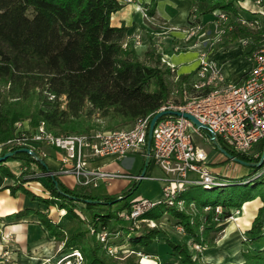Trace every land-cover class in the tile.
Masks as SVG:
<instances>
[{
  "label": "trees",
  "instance_id": "obj_1",
  "mask_svg": "<svg viewBox=\"0 0 264 264\" xmlns=\"http://www.w3.org/2000/svg\"><path fill=\"white\" fill-rule=\"evenodd\" d=\"M190 1L189 17L195 16L197 22L199 16L208 22L218 11L235 19L253 17L240 6L242 0ZM261 3L264 5V0ZM156 6L157 0H151L143 7L154 17ZM123 7L122 0H0V143L11 139L16 123L25 120L32 128L43 121L55 135L129 128L138 118L157 113L173 90H183L193 73L179 74L174 80L175 73L157 51L153 32L142 28L147 43L141 57L129 39L131 27L111 24V16ZM235 19L231 31L234 39L241 35L257 41L263 38V30H252ZM214 145L250 164L249 173L224 177L226 185L211 188L221 189L214 203L185 200V192L202 187L190 186L179 194L185 201L183 209L160 202L144 211L136 223L125 220L123 214H130L132 205L139 201H128L138 180H131L119 194L99 195L81 187L70 188L58 176H48L42 180L48 194L44 198L25 189L26 179L16 177L4 164L9 160L29 164L34 159L27 153L0 161V174L15 181L12 193L22 190L33 201L64 210L74 223L88 225L86 230L66 232L45 213L37 212L51 235L62 243L56 260L78 251L83 255L82 264H138L133 258L120 262L110 257L109 248L120 252L126 243L135 253L150 256L146 264H206L190 244L203 250L216 247L231 210H240L259 198L262 205L244 234L243 262L234 264H264V173L258 175L264 170V138L257 144L256 154H239L220 136H216ZM37 163L47 170L43 162ZM217 207L222 208L221 213ZM31 213V209H25L12 217ZM165 217L172 226L182 227L190 244L161 227ZM143 220L157 224L150 227ZM98 233H106V240H98Z\"/></svg>",
  "mask_w": 264,
  "mask_h": 264
},
{
  "label": "built area",
  "instance_id": "obj_2",
  "mask_svg": "<svg viewBox=\"0 0 264 264\" xmlns=\"http://www.w3.org/2000/svg\"><path fill=\"white\" fill-rule=\"evenodd\" d=\"M253 4L258 9L242 7L250 12L253 16L251 19L246 16L235 19L224 11H218L209 21L211 27L208 29L201 22L203 16H199V22L195 21V16L189 17L184 26L188 28L186 32H182L184 39L187 42L191 41L192 47H197L196 71L183 86V90L181 92L178 89L173 90L170 100L157 112L170 110L190 113L206 129H200L184 116L166 115L154 125L148 148L151 116L138 118L129 128L94 131L88 135H55L48 131L43 121L34 128L25 122H17L14 136L0 143V158L3 157V153H14L19 149L29 150L30 153L27 154L34 159L29 164L22 160H9L4 164L11 168L12 162H15L18 166L17 170H13L16 177L23 176L26 179L23 186L34 193L38 192L39 188L32 186L31 183L33 181L42 183V180L48 176H73L80 186L93 188L98 187L100 181L109 183L113 178L130 181L160 180L163 182V188L159 199H141L132 205L130 214H123L125 220L135 223L144 211L160 202L183 209L185 201L179 198V194L187 187L202 186L211 189L226 185L224 176L212 171L208 154L197 142L196 137L214 143L216 136H220L229 148L239 154H251L259 141L264 138V34L259 41L249 36L239 40L241 51L245 52L246 48L247 52L244 54L250 62L246 77L239 83L229 81L220 64L213 57V50L223 45L232 33V20L235 19V22L252 30L264 31V5L261 0H255ZM142 16L148 18L145 9L142 10ZM131 40L135 48L142 46L140 34L133 35ZM163 62L165 63V59ZM166 65L175 73L174 80H176L179 74L175 65L172 63ZM205 130L208 134H203L202 131ZM50 150L57 153L56 160L59 165L55 169L46 165L47 170H43L37 162L45 164V160L50 157ZM137 152L142 153L147 161H153L163 172L162 177H153L148 173L147 168L143 173L133 175L87 167L88 162L96 159L108 157L121 159ZM262 173L264 170L258 175ZM216 210L221 213L222 208L217 207ZM236 211L239 213V210ZM229 218L232 219L233 216ZM143 221L151 222L153 224L151 227L156 226L153 220ZM179 229L183 232L182 227ZM96 236L101 242L106 240V233H98ZM192 247L194 250L199 249L196 244ZM118 250V248L108 249L109 254L112 255L118 253ZM135 254L142 260L150 258L140 252ZM82 262V254L75 251L55 261L47 260L42 264H82Z\"/></svg>",
  "mask_w": 264,
  "mask_h": 264
},
{
  "label": "crops",
  "instance_id": "obj_3",
  "mask_svg": "<svg viewBox=\"0 0 264 264\" xmlns=\"http://www.w3.org/2000/svg\"><path fill=\"white\" fill-rule=\"evenodd\" d=\"M150 1L151 0H122V3H124L123 9L111 16V24L113 26L118 27L125 24V26L128 27L135 26V28L141 29L142 32H129L128 36L132 42V36L137 33L140 34L142 44L145 47L147 36L146 32L142 29L144 28L142 10L144 9V4L150 3ZM191 6L192 2L190 0H157L154 18L170 26V31L165 32L166 35L163 36L161 40L165 63L174 64L178 74H194L198 64L197 51L190 49L182 33L185 31L179 29L187 24ZM241 7L252 10L258 9L253 4V0H242ZM210 27L211 26L208 25V28ZM229 42L230 38L228 37L223 45L217 46L215 50H213V57L220 64L226 78L231 82L239 83L246 77L250 62L247 56L243 54L244 60L242 65L240 67L237 65V67L233 68L235 61H237L233 60L235 52L241 51V49L232 48L233 45ZM241 52L239 53L242 54ZM213 147V150L206 152L209 157V165L215 174L227 178H238L248 174V168L233 161H231V163L229 159H226V157L215 148V145H213ZM49 153L50 157L45 160V165L49 166L51 169H55L59 165L56 160L57 153L52 150H50ZM112 160H115L114 157H108L104 162H100V160L91 161L88 162L87 167H98L102 170L108 168L116 170V172L128 171L132 167V162L127 156L116 159L122 160V164H117L113 167L109 164ZM214 165L217 166L214 167ZM149 166L150 163L148 167L146 166L148 173ZM11 169L17 170L16 166L12 164ZM151 175L153 176V174ZM162 175L153 177L159 178L162 177ZM59 179L70 188L81 187L92 194H96L92 191V189L95 188L80 186L73 176H59ZM13 182L11 178L0 174V264H42L47 260L55 261L56 255L62 245H60V242H58L44 226L37 212L45 213L52 222L63 226L65 231L68 226H73L75 224L74 221L65 216L64 210H59L53 205L33 201L22 190H17L15 193H12L11 186H16V183ZM129 183L130 180L126 179L124 188H126ZM103 184L109 187L111 181L109 183L103 182ZM31 185L39 188V191L35 193L36 195L44 198L48 197L47 191L41 182L33 181ZM261 205L262 203L259 198L243 205L242 214L237 216V223H232L226 227L225 236H223L219 243L218 248L224 246L225 249L221 251L216 248L212 253H207L206 258H208L210 263L234 264L243 262L242 254H238V251L243 246L240 244L242 242L241 239L245 234V230L250 227ZM25 209H31L32 213L21 217H12L13 214Z\"/></svg>",
  "mask_w": 264,
  "mask_h": 264
},
{
  "label": "rangeland",
  "instance_id": "obj_4",
  "mask_svg": "<svg viewBox=\"0 0 264 264\" xmlns=\"http://www.w3.org/2000/svg\"><path fill=\"white\" fill-rule=\"evenodd\" d=\"M245 13L248 14L249 16H251L249 11H246ZM201 22L203 23L204 26L207 27L206 29H208V25H210V22L205 21L204 18H203V21L201 20ZM144 27L147 30H149L150 32L154 33L155 37L157 38V39L155 38L157 41L154 39L156 42L157 51L162 53L163 59H165L164 52L162 49L163 47H162L161 40H162V37L166 35L165 32L170 31V26L167 23H164L160 20H156L154 17H150L148 15L147 19L144 18ZM131 28H132L131 32H142L141 29L135 28V26L131 27ZM179 29H183L185 32H186V30H188V28H186V27H182ZM229 38H230L229 43L231 45H233L232 48H237L239 50L242 48V46L239 44V40L242 38H245V37H242V35H241L238 38L234 39L233 35L230 34ZM129 39H130V37H129ZM191 44H192L191 41L187 42V45L190 47V49L195 50L197 47H192ZM136 49H137L138 53L140 54V56L143 57L144 52L146 50V47L142 44L141 47H138ZM239 52H241V51L235 52L233 60H237V61H235L233 68L237 67V65H238V67H240L242 65V62L244 60L243 54L247 51L245 48V52L242 51L241 52L242 54H240ZM19 122H25V124L30 125L29 121H27V120L19 121ZM202 132H203V134H205L204 131H202ZM196 140L205 149V151L213 150V148H214L213 142H210L207 139H202L199 137H196ZM256 153L257 152H256V148H255L252 151V154H256ZM127 158H129L130 161L132 162V167L128 171H123V172L136 175V174L140 173L141 169H142V173H143L144 170L147 168L146 166L148 165V161L146 158H144L142 153H140V152L130 153L127 155ZM107 159L108 158H105V159L100 158V159H96V160L97 161L100 160V162H104ZM231 161L232 160H230V162ZM109 164H110V166L113 167L117 164H122V160H116L115 159V160H112L111 163H109ZM12 165L16 166V169H18L17 164L15 162H12ZM216 166L217 165H214V167H216ZM112 167H110V168H112ZM104 170L105 171L107 170L108 172H116V170H112V169H108V168H104ZM149 173L153 174V176H161L163 174V172L159 169V167H157L154 164L153 161H150ZM248 173H249V170H248ZM125 180L126 179H123V178L122 179H120V178L114 179L113 178L111 180V184H110L111 186L109 185V187L108 186L106 187L103 184V182H99V187L92 189V191L94 193L100 194V195H103V194H111V195L119 194L125 187L124 186ZM127 180H129V179H127ZM13 183H15V181ZM162 188H163V182H161L160 180H158V179H155V180L144 179V180L138 182L137 188L135 189L133 194L129 196L128 201L141 200V199H149V200L159 199L161 197ZM220 196H221V189L220 188L205 190L202 187L193 188V189L189 190L188 192H185L183 195L185 200H200V201H206L209 203H214V202L218 201ZM192 206H193V204H192ZM231 211H232L231 216H233V218L228 219L227 226L232 224V223H237L236 216H240L242 214V208L239 210V213L236 211V209H232ZM146 224L150 227L153 226V224L151 222H149V223L146 222ZM155 224H157V222H155ZM68 227H70V228H68ZM68 227L66 228L67 232H74L76 230H86L89 228L86 223H75L73 226H68ZM161 227L168 229L171 234L177 236L178 238H181L183 241H186L190 244V242H191L190 237L188 235H185L182 231H180L178 226H176V227L172 226L171 223H169L167 221L166 217L164 219V222H162ZM225 232H226V228L218 235L216 247L208 248L205 250L199 248L198 250L195 251V255H196V252H199L200 254H202V259L204 260V262L206 264H212V263H210L208 258H206L207 253L208 252L212 253L213 251L216 250V248L221 250V251H223L225 249L224 246H221L220 248H218L219 243L221 242V239L223 238V236H225ZM244 238L245 237L243 236V238L241 239L242 242H243ZM242 242L240 244H243ZM60 245H62L61 242H60ZM120 248H121L120 249L121 251L116 253L115 255L109 254L110 257H112L115 261L123 262L128 258H133L138 264H146L149 260V259L148 260H142L141 257H139L137 254L132 252V250L130 249L131 246H128L126 243ZM190 248H193L191 244H190ZM242 249H243V247H241V249L238 251V254L239 253L242 254ZM82 257H83V255H82Z\"/></svg>",
  "mask_w": 264,
  "mask_h": 264
},
{
  "label": "water",
  "instance_id": "obj_5",
  "mask_svg": "<svg viewBox=\"0 0 264 264\" xmlns=\"http://www.w3.org/2000/svg\"><path fill=\"white\" fill-rule=\"evenodd\" d=\"M166 115H176V116H184L185 118L191 120L195 126L199 127L200 129H206V127L195 117L193 116L192 114L190 113H186V112H179V111H170V110H167V111H160V112H157L155 113L151 120H150V125H149V130H148V148L150 147V141H151V137H152V131H153V128H154V125L156 124V122L166 116ZM217 149L222 153L224 154L227 159L229 160H232L234 161L235 163L241 165V166H244L246 168H250V164H248L247 162L235 157V156H232L230 155L229 153H227L224 149H221L219 147H217ZM16 153H30L28 149H19L17 150L16 152L14 153H6L3 157L0 158V161H3L5 160L6 158L16 154ZM262 159H264V153H263V156H262Z\"/></svg>",
  "mask_w": 264,
  "mask_h": 264
},
{
  "label": "bare ground",
  "instance_id": "obj_6",
  "mask_svg": "<svg viewBox=\"0 0 264 264\" xmlns=\"http://www.w3.org/2000/svg\"><path fill=\"white\" fill-rule=\"evenodd\" d=\"M238 217L236 216V219H237ZM233 229H235V228H233ZM230 230V229H229ZM227 235V234H226ZM229 237V236H228ZM229 256V255H228ZM240 256V255H239ZM230 257V256H229ZM233 257H234V255H233ZM231 258V257H230ZM223 260V259H222ZM220 262H221V260H220Z\"/></svg>",
  "mask_w": 264,
  "mask_h": 264
}]
</instances>
